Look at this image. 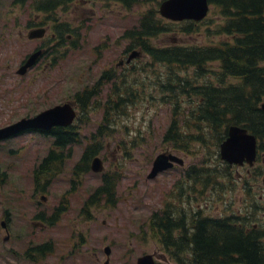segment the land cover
Listing matches in <instances>:
<instances>
[{
  "label": "rangeland",
  "instance_id": "rangeland-1",
  "mask_svg": "<svg viewBox=\"0 0 264 264\" xmlns=\"http://www.w3.org/2000/svg\"><path fill=\"white\" fill-rule=\"evenodd\" d=\"M106 2L90 0L80 3L77 0L67 10L57 8L51 14H43L32 10L33 0L28 2L30 8L28 4L23 7L20 1L0 0V127L34 116L55 104L74 100L73 96L86 84L90 58L107 53L112 63L124 60L119 53L121 45L126 47L128 41L119 39L121 33L134 30V27L138 29L139 20L147 12L154 15V24L160 20L161 24L168 25V31L150 38L152 47L212 46L228 40L215 33L220 17L215 15L216 10L211 6L205 23H197L195 32L185 35L172 29L184 22L175 23L159 17V3L139 0L134 6L123 9L113 3L106 6ZM88 9L93 14L86 16ZM53 19L55 24L73 26L82 21L85 29L80 31V37L86 35V40H79L77 50L71 51L67 44L62 46L57 67H37L33 62L24 67L22 73L18 72L26 55L39 45L38 41H28L35 38L25 36L28 30L25 25L28 22L31 27ZM103 25L109 28L102 34ZM86 26L91 27L87 29ZM107 36L108 40L104 42L107 47L98 54L94 48ZM147 60L145 57L135 59L138 66L125 72V91L121 97L131 95L130 100L118 113L106 111L105 121L94 115L87 123H82L80 134L83 139L72 146L71 155L64 157L56 173H40L43 178L34 182L38 178L34 166L45 154L49 140L23 134L0 144V222H4L9 237L5 240V229L0 226V264H136V259L143 255L152 256L155 264H189L186 251L181 248L172 252L165 250L161 233L154 229L153 223L149 224V217L154 213L161 218L167 211L176 214L181 208L189 219L191 214L199 211L203 217L235 218L241 224L264 232V153H257L252 167H235L229 171L219 160L217 145L213 149L215 157L209 160L215 164H207L213 168L205 167L214 170L198 171L197 176L204 175L200 183L186 177L187 168H204L210 153L199 150V145L185 143V140L180 148H172L171 144L162 141V136L172 117L173 105L178 121L188 124L187 115L198 99L188 93L179 95L176 103L168 104L166 97L158 94L157 84L172 73L190 81L193 86H198L199 81L191 68L182 70L161 63H154L153 67L147 63L140 67ZM217 72V64H206L200 85L207 80L212 82L213 74ZM201 126L204 130L205 125ZM180 130L183 133L194 131L192 126L190 129L182 126ZM209 137L204 139L207 142L203 148L206 144L210 147ZM94 141L98 148L94 156L101 162L102 171L94 173L88 169L87 174L72 176L73 166L86 146ZM163 154L179 158L184 173L182 167L175 166L147 178L153 160ZM254 174H257L256 178ZM103 175L111 177L115 184L114 201L110 204L101 202L91 208L90 220L86 221L79 213L81 204L100 185ZM38 182L44 187L49 186L33 197ZM39 195L45 197L44 203L38 199ZM37 202L39 209H47L48 213L57 203L63 208L53 225L42 229L28 224L31 214L37 210ZM189 219L184 232L181 225L180 232L171 233L175 240L188 236L191 230ZM42 244L50 246L48 256L31 259L24 255L29 248ZM104 248H108V255L104 254Z\"/></svg>",
  "mask_w": 264,
  "mask_h": 264
},
{
  "label": "trees",
  "instance_id": "trees-1",
  "mask_svg": "<svg viewBox=\"0 0 264 264\" xmlns=\"http://www.w3.org/2000/svg\"><path fill=\"white\" fill-rule=\"evenodd\" d=\"M15 2L22 0H14ZM71 0H37V11L50 13L57 7H64ZM139 1V0H138ZM137 0H126V6L138 2ZM143 2H154L158 4L162 0H141ZM212 8H215V15L220 17L217 21L215 33L226 37L227 41H221L212 46H182L174 45L170 47H152L148 39L168 31L167 26L161 24L160 20L154 24L151 12L145 13L139 20L140 25L137 30L126 33V38L130 39L129 47L139 48L143 53L156 63L165 66H175L186 70L193 69L194 77L198 78V86L176 74H168L164 82L158 83V94L165 98L168 104L176 103L177 97L182 94L191 93L197 96V103L187 117L188 124L178 121L172 110V117L163 133L162 141L171 144L172 148H180V144L187 141L190 144L199 145V150L210 153L206 157L204 168H189V179L194 182H201L202 176L196 173L200 170L213 171L205 168L207 164L215 162L209 161L215 157L213 149L219 145L226 136L230 126L241 127L251 134L257 141L256 151L264 153V0H207ZM128 8V7H126ZM205 20L199 22L204 24ZM172 24V23H170ZM197 23L184 22L180 27H172L181 34H191L195 32ZM177 25V24H174ZM208 29V28H206ZM208 63L218 66V72L213 74L212 82L208 80L200 85L203 80L201 75L203 68ZM118 98V92L113 91ZM129 94V93H127ZM126 94V95H127ZM87 101V92L75 96V99ZM131 95L120 98L115 103H110L106 107L102 116L106 118V111L110 114L121 111ZM171 99V100H170ZM177 117V118H176ZM205 129L202 130V126ZM194 131L181 132L180 128ZM69 129L66 133L54 134L56 137L53 145L64 149L66 144L75 142L71 138ZM210 139V147L205 145L204 139ZM183 140H185L183 142ZM205 141V142H204ZM81 159L72 168V174H79L86 169L89 158L96 155L98 151L96 142L86 146ZM63 158V157H62ZM53 159L49 156L47 160ZM64 159V158H63ZM46 158L40 164L45 172L44 164ZM84 167V168H83ZM213 168V165L210 166ZM38 171V169H37ZM36 175V174H35ZM226 175V169L225 173ZM257 174H254L256 178ZM114 182L111 177L103 175L100 185L93 190L89 196L93 206L110 204L114 201ZM157 216V220L156 217ZM191 230L185 239L175 240L172 236L174 230L181 228L178 222L170 225L166 215L159 218L154 213L149 217V224L155 226L161 238L162 245L167 251L184 249L188 256L189 264H264V232L255 230L241 224L235 218L218 219L203 217L199 211L190 215ZM43 251L40 249V252ZM171 252H169L171 254ZM180 264V263H179Z\"/></svg>",
  "mask_w": 264,
  "mask_h": 264
},
{
  "label": "flooded vegetation",
  "instance_id": "flooded-vegetation-1",
  "mask_svg": "<svg viewBox=\"0 0 264 264\" xmlns=\"http://www.w3.org/2000/svg\"><path fill=\"white\" fill-rule=\"evenodd\" d=\"M80 3H84V2H88L90 0H79ZM107 5L106 6H110L109 4L113 3V5H116L120 8L125 9L126 7H132L134 6L132 3L128 4V6H126V0H106ZM23 7L27 6L29 0H22L20 1ZM75 2H77V0H71L67 5H65L64 7H57L59 9L62 10H67L68 8H70L69 6H73L75 4ZM37 4V0L34 1L33 0V4L32 5V10H36V5ZM15 5H19V4H15ZM29 7V4H28ZM30 8V7H29ZM56 8V9H57ZM55 9V10H56ZM55 10H53L52 12H54ZM38 13H43L42 11H37ZM52 12H50L49 14H51ZM80 14H84V13H80ZM86 16H89L90 14L92 15V11L91 9H88V11L86 12ZM80 17V16H79ZM101 19H102V14H101ZM52 22V23H50ZM50 22H46V21H40L39 24L37 25H33L31 27H29L30 25L27 24L25 25L26 27H28L27 30V34L25 33V36H28L30 34V36H34L36 34L42 33V35L40 37H34L35 39H31L28 41H38L39 45L32 49V52H30L29 54L26 55V60L30 57V55L39 52L38 56L35 57L34 59V63H37L36 66L40 67H49L50 69H52L53 67H57V62L61 60V52L60 49L62 48V46L64 45H68L70 47V50H77L78 49V44L81 42L79 40H86V35H83L82 37H80V31L84 30L85 27H83V23L82 21L78 22V25L73 26V25H67L63 23L60 24H55L53 22H55V19L51 20ZM85 23V22H84ZM98 24H101L102 22H97ZM91 26H86L87 29H90ZM108 26L107 25H103V30H102V34L105 33L108 30ZM134 29L136 30L137 27H134ZM93 30V29H91ZM134 30V31H135ZM132 31V30H128V31H122V35L120 36V40H125L128 41L127 46H122V51L120 50L121 53H119V55H121V57H125L124 60L123 59H118L116 60L115 63H112V60L109 59V56L107 53H104L100 56H97L96 58L92 57L89 60L88 63V68H89V72H88V78L86 81V84L81 88V90H79L77 94H75L73 96L74 100L72 101H67V102H63L64 103H68L71 110L73 111L75 117L72 121V123L70 125L67 126H53L50 127L49 129L46 130H41V129H27V130H23L21 132H18L6 139H3L0 141V144H3L2 142L7 141L8 139H13L16 138L20 135L23 134H34L37 136L42 137L43 139H47L49 141H47L49 143V145L47 146V148L45 149L46 152L45 154L42 156V158L39 160L38 164L36 166H34V168L38 169V171L36 172V177H38L35 181H37L38 179L43 178L42 175H40V173H56L57 171L60 170L62 163L64 161V157L70 156L72 153V146H74L79 140L83 139V137H81L80 134V128H81V124L82 123H87L89 120V117H93L94 115H97L100 121H105V117H103L101 114L103 112V110L108 107V105H110V103H115L118 101H120L121 94L125 91V72L128 69H132L137 67L138 65L135 64V59L140 58V57H145L148 58V60L141 65L140 67H144L146 66V64L148 63V65H150V67L154 66V62L149 55L143 53L142 51H137L139 52V54L136 55L135 58L130 59L127 61L129 54L132 51H136V50H132L134 49L132 46L129 47L128 45L131 43L130 39H127L126 33ZM28 39V38H26ZM108 40V36L105 39L100 40V42L98 43V45L94 48L95 52L96 50L98 51V54L100 52H102L104 50V48H106V43H104L105 41ZM150 39H148V43H149ZM87 42V41H86ZM104 43V44H103ZM174 46V45H173ZM166 47H170V46H166ZM101 50V51H99ZM94 51H92L91 53L96 56L94 54ZM97 54V55H98ZM150 59V60H149ZM158 64V63H157ZM116 90L118 92V98L117 99V95H115V93H113V91ZM83 91L87 92V101L84 99H79L80 96H78L77 99H75V96L82 93ZM62 104H55L53 106H51L50 108H53L55 106H59ZM50 108H47L45 110H48ZM43 110V111H45ZM99 110H102L101 112ZM41 111V112H43ZM40 113V112H39ZM37 115V114H36ZM35 116V115H34ZM34 116L31 117H26V118H20V119H29L32 118ZM18 119V120H20ZM16 120V121H18ZM16 121L8 124L11 125L13 123H15ZM81 121V123L79 125H76L77 122ZM8 125L2 126L0 128L6 127ZM71 130L69 133L71 135V138L73 140H75L74 143L72 144H66L65 148L62 149L61 145L60 146H56L53 145V143L56 140V137L54 136V134L61 132H67L68 130ZM84 152V151H83ZM82 152V154H83ZM8 153H13L12 151H9ZM81 154V157H82ZM49 156H52L53 159H48ZM63 157V158H62ZM80 157V159H81ZM95 157V156H94ZM94 157L89 158L86 166V169H83L85 174H87L88 169L89 171H91V162L93 160ZM46 158V163L44 164V169H46L45 172L40 171L42 170V166L40 167V164L42 163V161ZM79 159V160H80ZM79 160L77 162H79ZM91 160V161H90ZM221 162V161H220ZM222 164H224V168H227V170L231 171L232 168L235 167H239V168H244V165L241 166H234V165H229L226 162L222 161ZM175 164V165H174ZM77 165V163L75 164ZM74 165V166H75ZM182 162L180 163H173L171 165V167L169 168V170L173 169L175 166L177 167H182ZM73 166V168H74ZM89 167V168H88ZM84 168V167H83ZM183 173L185 171V168L182 167ZM81 172V173H84ZM189 168L186 169L185 171V176L189 177ZM80 174V176H82V174ZM72 176H76L79 177L78 174H73ZM43 181V180H42ZM37 185V190L35 189V195L33 197L36 196L37 193L43 191L44 189L47 188V186L49 185H43V183L38 182L36 183ZM36 188V187H34ZM90 195H87L86 198L83 200L79 213L82 214L83 219L86 221L90 220L91 217V208H93V204L92 201L89 199ZM38 199L44 203L45 202V197L43 195H39L37 196ZM63 199H66V197H64ZM45 205V204H44ZM43 205V206H44ZM37 210L31 214L32 216L30 217V220H28V224L31 227H40V228H45V226H49V225H53L55 223L56 220H58V218L61 216V212L63 211V208L60 207L59 203H57L54 208L51 210V212H47V209H39V203L37 202ZM175 207V202L172 203V208ZM8 214V213H7ZM166 217L167 220L169 221L170 225L174 224L175 222L178 225H182V232L185 231V223L186 221L189 219V215L188 218L186 216V214L184 213V208H181V210L179 212H177L176 214L173 212H166ZM201 215V214H200ZM156 220H157V216ZM178 217V220H176ZM3 222V221H2ZM181 222V224H180ZM8 223H9V217H8ZM1 224V222H0ZM3 229H5V240H7L8 237V229L6 230V226L3 222ZM2 228V227H1ZM177 230H174L173 232H175ZM172 232V233H173ZM178 232H180V229H178ZM40 249H42L43 251L40 252ZM50 246L48 244H42V245H38V246H34L32 248H29L26 252H25V256L26 257H31V259H36L37 257H44V256H48L50 253Z\"/></svg>",
  "mask_w": 264,
  "mask_h": 264
},
{
  "label": "water",
  "instance_id": "water-1",
  "mask_svg": "<svg viewBox=\"0 0 264 264\" xmlns=\"http://www.w3.org/2000/svg\"><path fill=\"white\" fill-rule=\"evenodd\" d=\"M208 11L207 0H164L160 3L158 13L161 17L170 21L189 20L198 22L206 17ZM42 33L31 37H40ZM39 52L31 55L25 63L19 68L18 72L22 73L24 67H28L33 63L36 55ZM138 53L131 52L127 61L134 58ZM264 109V105H261ZM74 113L68 103L55 106L48 110L38 113L29 119H20L15 123L6 127L0 128V141L6 139L18 132L27 129H41L46 130L53 126H67L70 125L74 118ZM218 155L219 159L229 165L241 166L245 163L251 167L256 157V141L255 138L246 132L245 129L237 126H230L227 129L224 140L219 144ZM172 162H181L174 156L163 154L158 155L152 162L151 170L147 178H153L157 173L169 169ZM91 171L100 173L102 171L101 162L97 157H94L91 162ZM0 226L3 228V222ZM108 248H104V254L108 255ZM103 264H106L104 262ZM136 264H155L152 256L143 255L136 259Z\"/></svg>",
  "mask_w": 264,
  "mask_h": 264
}]
</instances>
